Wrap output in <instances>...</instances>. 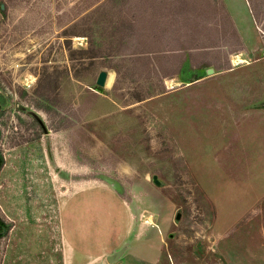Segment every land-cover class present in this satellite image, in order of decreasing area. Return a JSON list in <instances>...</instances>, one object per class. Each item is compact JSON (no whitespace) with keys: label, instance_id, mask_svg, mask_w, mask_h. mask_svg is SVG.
<instances>
[{"label":"rangeland","instance_id":"rangeland-1","mask_svg":"<svg viewBox=\"0 0 264 264\" xmlns=\"http://www.w3.org/2000/svg\"><path fill=\"white\" fill-rule=\"evenodd\" d=\"M229 2L0 0V264H264V0Z\"/></svg>","mask_w":264,"mask_h":264},{"label":"crops","instance_id":"crops-1","mask_svg":"<svg viewBox=\"0 0 264 264\" xmlns=\"http://www.w3.org/2000/svg\"><path fill=\"white\" fill-rule=\"evenodd\" d=\"M224 5L226 6L225 8H227L228 13L230 14V18L234 21V24L236 26V24H239V20L242 17V14H244L245 12V7L243 5V3L240 4V9H234L232 7H230L231 3L229 2V0H221ZM246 15V13H245ZM250 16V14H249ZM230 19V20H231ZM234 26V27H235ZM239 34L241 36L240 30L238 29ZM130 250V251H129ZM126 249L124 251H118L120 255H117L116 257H112V261L108 262L106 264H152V262L150 261V257L147 258V252H145L144 254V250L142 252V250H135V249ZM146 255V256H145Z\"/></svg>","mask_w":264,"mask_h":264},{"label":"trees","instance_id":"trees-1","mask_svg":"<svg viewBox=\"0 0 264 264\" xmlns=\"http://www.w3.org/2000/svg\"><path fill=\"white\" fill-rule=\"evenodd\" d=\"M248 2L251 5L250 0H248ZM213 13H214V17H217L219 19L220 13L217 12V10H215V9H214V12ZM252 13H253V17L255 18V13H254L253 10H252ZM203 23L205 25V28L203 29V32L208 33L210 31H213L215 33V35H217L216 34L217 31H218L216 29L217 27L212 26L213 25L212 23L211 24H208L207 22H203ZM230 26L232 27L231 23H230ZM212 27H214V28H212ZM203 32H202V34H203ZM234 34H235V32H234ZM215 46H217V45H215ZM206 47L207 46L202 45V46H197V47H191V46L185 47V48L182 47V48H179V49H184V50H191V49H194V50H202L203 48L205 49ZM208 47H211V46H208ZM195 52H203V51H195ZM192 55H194V54L191 53L190 51L189 52H186V56L190 57ZM190 65H191V67H194V66H196V67H204V66H207L209 64L208 63H205V64L204 63H191ZM4 163H5L4 155H3V152H2V150L0 148V170L2 169ZM10 225H11L10 223H8L7 221H5V219L0 216V242H1V240L3 238H5L7 236L8 232L10 230Z\"/></svg>","mask_w":264,"mask_h":264},{"label":"bare ground","instance_id":"bare-ground-1","mask_svg":"<svg viewBox=\"0 0 264 264\" xmlns=\"http://www.w3.org/2000/svg\"><path fill=\"white\" fill-rule=\"evenodd\" d=\"M233 58L234 59H238V56H234ZM233 63H234V60H233ZM111 80H112V73H109L108 76H107V79H106L105 86L106 85L108 86L110 84ZM61 242H62V245L64 244L63 250H62L63 251V253H62L63 264H71V258H72L71 249L69 247H67L66 244L63 241H61Z\"/></svg>","mask_w":264,"mask_h":264},{"label":"water","instance_id":"water-1","mask_svg":"<svg viewBox=\"0 0 264 264\" xmlns=\"http://www.w3.org/2000/svg\"><path fill=\"white\" fill-rule=\"evenodd\" d=\"M0 8H2V6ZM212 72H213L212 69H208L206 71L207 74H211ZM107 76H108V73L105 72V71H102V72L99 73V75L97 77V80H96L97 91H102V88L105 86ZM107 261L111 262L112 261V257L109 256L107 258Z\"/></svg>","mask_w":264,"mask_h":264}]
</instances>
